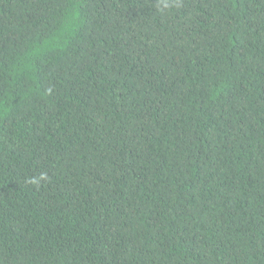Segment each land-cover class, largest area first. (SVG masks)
<instances>
[{"label": "trees", "instance_id": "1", "mask_svg": "<svg viewBox=\"0 0 264 264\" xmlns=\"http://www.w3.org/2000/svg\"><path fill=\"white\" fill-rule=\"evenodd\" d=\"M158 6L0 0V264H264V0Z\"/></svg>", "mask_w": 264, "mask_h": 264}, {"label": "clouds", "instance_id": "2", "mask_svg": "<svg viewBox=\"0 0 264 264\" xmlns=\"http://www.w3.org/2000/svg\"><path fill=\"white\" fill-rule=\"evenodd\" d=\"M179 3V0H159V11L163 12L166 9H171L174 6H177ZM47 177L45 174H41L39 177L37 178H31L29 179L27 182L30 184H39L40 181L42 180H46Z\"/></svg>", "mask_w": 264, "mask_h": 264}]
</instances>
